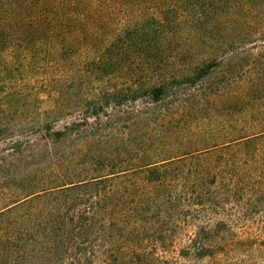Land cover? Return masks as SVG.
<instances>
[{
  "label": "trees",
  "instance_id": "1",
  "mask_svg": "<svg viewBox=\"0 0 264 264\" xmlns=\"http://www.w3.org/2000/svg\"><path fill=\"white\" fill-rule=\"evenodd\" d=\"M101 1L0 0V264H264L235 225L264 211V77L239 97L209 92L264 0H116L128 18L86 62L102 81L129 67L126 86L99 91L90 114L57 130L20 134L4 120L15 55L63 53ZM123 92L127 152L102 134L98 109L99 95ZM203 118L231 124L190 135Z\"/></svg>",
  "mask_w": 264,
  "mask_h": 264
},
{
  "label": "rangeland",
  "instance_id": "2",
  "mask_svg": "<svg viewBox=\"0 0 264 264\" xmlns=\"http://www.w3.org/2000/svg\"><path fill=\"white\" fill-rule=\"evenodd\" d=\"M97 5L95 15H89L82 20L83 25L87 26L85 33H82V37L75 43L65 46L64 54L59 47H51L47 50L41 49L38 53L19 51L15 55L18 59L14 62L20 64L19 68L23 69L20 68L21 71L4 96L3 102L9 109L4 115V120L17 133L27 134L46 127L53 131L63 128L66 124H72L90 114L92 109L89 108V99L99 91L112 92L114 88H123L129 82L128 65L123 71L124 77L115 75L102 81L93 78L90 71L92 65L86 62L87 58L104 49L113 40L114 29L121 20L128 18L127 11H116V0H102ZM126 5L127 0L124 1V6ZM236 38L233 47L239 52L233 59H228L224 70L214 77L209 92L220 88L239 97L247 84L264 77V15L254 20L251 17L244 19L242 32ZM174 45L180 48L178 43ZM183 52L184 55L178 58L179 63H184L182 60L188 57L189 60L191 58V52ZM234 59L237 64L230 63ZM186 91L192 92L191 95L197 94V99L199 98L200 92ZM254 96H264V89ZM98 98L103 103L98 104L102 118V134H106V138L115 147L127 152L129 94L123 92L122 95H110L107 98L102 94ZM193 120L196 121L197 117L193 116ZM232 122L237 128L243 127V122L238 116ZM230 124L229 118L219 122L203 118L193 124L189 134L193 135L199 130L212 132L217 128L229 127ZM154 129L159 132L161 126L157 125ZM124 159L128 160V157ZM29 161L33 166L41 162L40 159ZM235 225L239 234L247 232L252 236L253 244L261 246L262 249L251 248L249 254L264 263V246L261 245L264 241V211H253L242 220L237 216Z\"/></svg>",
  "mask_w": 264,
  "mask_h": 264
}]
</instances>
